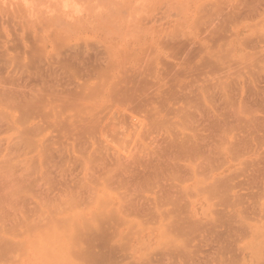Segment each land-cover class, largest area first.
I'll return each mask as SVG.
<instances>
[{"label":"rangeland","instance_id":"rangeland-1","mask_svg":"<svg viewBox=\"0 0 264 264\" xmlns=\"http://www.w3.org/2000/svg\"><path fill=\"white\" fill-rule=\"evenodd\" d=\"M0 264H264V0H0Z\"/></svg>","mask_w":264,"mask_h":264},{"label":"bare ground","instance_id":"bare-ground-1","mask_svg":"<svg viewBox=\"0 0 264 264\" xmlns=\"http://www.w3.org/2000/svg\"><path fill=\"white\" fill-rule=\"evenodd\" d=\"M120 83H121V82H120ZM82 87H83V86H82ZM84 87H85V85H84ZM86 87H87V85H86ZM141 98H142V97H141ZM145 101H146V100H145ZM146 102H147V101H146ZM146 102H145V103H146ZM143 103H144V102H143ZM145 103H144V104H145ZM148 103H149V102H148ZM141 104H142V103H141ZM141 104H140V105H141ZM136 105H137V104H136ZM145 106H147V103H146V105H144V107H145ZM141 108H142V105H141Z\"/></svg>","mask_w":264,"mask_h":264}]
</instances>
